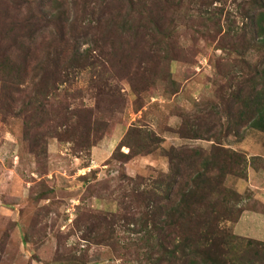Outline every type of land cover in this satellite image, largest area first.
I'll return each instance as SVG.
<instances>
[{
	"label": "trees",
	"instance_id": "16d2710c",
	"mask_svg": "<svg viewBox=\"0 0 264 264\" xmlns=\"http://www.w3.org/2000/svg\"><path fill=\"white\" fill-rule=\"evenodd\" d=\"M229 1L0 0V117L23 120L24 139L37 156L48 152L47 136L69 145L76 158L91 156L111 124L123 123L129 102L117 80L119 69L126 72L134 112L143 113L151 87L170 96L180 93L171 68L173 63L192 66L201 53L196 27H206L201 33L205 43L223 53L211 80L212 96L179 110L174 116L180 125L166 130L182 140L208 142L210 148L166 149L159 134L132 123L111 159L124 167L160 151L168 170L149 178L123 175L130 189L119 197L114 213L83 208L73 229L89 248L116 250L118 229H123L139 237L135 245L141 264H264V241L232 231L251 209L244 204L248 195L227 181L247 180L250 163L225 144L247 128L264 134V0H233L234 20L223 21L214 13L201 17ZM185 39L194 46L184 45ZM82 45L88 48L81 51ZM253 53L255 61L249 59ZM82 73L90 75L86 92L94 101L91 107L77 103L81 96L67 88L61 91ZM57 92H63L69 106L54 112L51 99ZM107 187H88L90 198L101 200ZM50 193L54 191H42L36 201ZM40 225L39 219L32 221L25 244L40 246L33 235L38 237ZM53 238L57 250L52 264L88 263V253L78 255V248H69L64 234ZM5 247L0 243V264Z\"/></svg>",
	"mask_w": 264,
	"mask_h": 264
},
{
	"label": "rangeland",
	"instance_id": "374dc122",
	"mask_svg": "<svg viewBox=\"0 0 264 264\" xmlns=\"http://www.w3.org/2000/svg\"><path fill=\"white\" fill-rule=\"evenodd\" d=\"M209 10V13L202 14L201 17L214 13L225 21L227 17L235 19L237 7L230 0L222 5L215 4ZM237 25H242L240 20H237ZM182 28L190 36L193 35L191 28ZM196 29L200 32L195 38L201 53L195 54L193 65L172 64L173 76L181 86L178 95L170 96L164 94L159 87H151L144 100L147 110L135 113L132 107L134 96L126 86V72L122 69L116 72L129 105L121 118L123 123L111 124L109 134L92 150L91 156L76 158L69 145L60 144L51 136H47L48 152L40 156L33 155L24 139L23 120L0 117V243L6 245L1 264H52L57 250V242L53 236L60 233L65 236L64 244L69 248L74 246L79 249L78 255L88 253L87 264H141L138 258L142 253H138L136 249L135 244L139 242L136 235L118 229L119 244L116 250L95 245L89 248V245L80 241L73 223L77 215L83 212V208L105 213L116 212L119 197L130 189L129 182L122 180L123 175L149 178L156 177L160 172H167L168 165L160 151L146 159L130 161L124 167L111 159L132 123L140 122L159 134L164 139L162 147L166 149L172 146L210 148L208 142L182 140L166 132L168 128L180 125V119L174 116L179 110H190L194 101L213 94L211 80L215 74L216 62L223 53L216 51L214 45L205 43L201 33L207 32L206 27ZM184 45L194 46L187 39L184 40ZM87 48L88 45H82L81 51ZM257 57L254 53L249 55L251 61H255ZM89 85V73H82L72 86L61 87V91L64 92L67 88L69 94L81 96L77 98V103L81 101L91 107L94 101L86 92ZM63 92H57L51 99V109L54 112L64 110L69 104L60 94ZM225 144L243 153L250 163L247 180L227 181L228 187L248 195L244 204L247 209H251L246 211L238 224L232 226V231L242 238L264 241V134L247 128L241 132L240 137L230 138ZM122 152L128 153V149L123 148ZM86 165L90 167L83 170ZM84 175L88 178L84 179ZM86 180L90 183L87 187L83 185ZM98 184L108 185V191L101 193V200L97 197L90 198L91 192L87 190L88 187L89 190L97 189ZM48 189L54 193H50L48 199L36 201L39 194ZM35 219L41 222L38 237L33 232L34 238L41 242L40 246L23 242Z\"/></svg>",
	"mask_w": 264,
	"mask_h": 264
},
{
	"label": "crops",
	"instance_id": "0c3cea01",
	"mask_svg": "<svg viewBox=\"0 0 264 264\" xmlns=\"http://www.w3.org/2000/svg\"><path fill=\"white\" fill-rule=\"evenodd\" d=\"M147 109L145 108V110L144 111H146ZM140 113H142V112H140ZM83 170H86V168H84ZM87 170H88V168H87ZM85 173V172H84ZM244 216V215H243Z\"/></svg>",
	"mask_w": 264,
	"mask_h": 264
}]
</instances>
